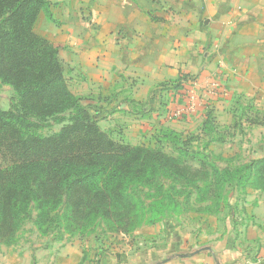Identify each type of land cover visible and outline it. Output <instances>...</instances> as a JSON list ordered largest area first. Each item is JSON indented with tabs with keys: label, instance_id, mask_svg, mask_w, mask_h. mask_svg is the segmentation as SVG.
I'll list each match as a JSON object with an SVG mask.
<instances>
[{
	"label": "crops",
	"instance_id": "1",
	"mask_svg": "<svg viewBox=\"0 0 264 264\" xmlns=\"http://www.w3.org/2000/svg\"><path fill=\"white\" fill-rule=\"evenodd\" d=\"M35 32L59 47L72 93L87 100L100 127L134 145L163 128L179 131L160 102L173 95L159 88L183 74L202 88L222 76L223 92L210 98L211 108L234 122L246 104L264 106V0H49ZM204 117L198 107L186 121L200 125ZM247 205L233 231L210 243L198 241L192 227L182 237L177 228L161 236L159 224L144 225L130 235L133 248L116 244L101 260L264 264V192L256 190ZM85 248L72 243L57 264H85Z\"/></svg>",
	"mask_w": 264,
	"mask_h": 264
},
{
	"label": "trees",
	"instance_id": "2",
	"mask_svg": "<svg viewBox=\"0 0 264 264\" xmlns=\"http://www.w3.org/2000/svg\"><path fill=\"white\" fill-rule=\"evenodd\" d=\"M48 7L49 0H0V80L15 92L10 107H0V243L25 220L55 238L82 236L101 225L129 234L161 221L179 203V186L190 181L201 190L197 181L205 178L196 176L208 165L194 152L193 141L208 136L207 148L223 142L226 133L212 108L196 135L163 128L155 142L134 145L103 130L87 100L72 93L59 47L35 32ZM186 76L162 86L178 88ZM244 118L264 125V112L251 104L243 108ZM240 119L235 123L242 125ZM53 124L60 125L58 131H41ZM196 159L193 174L188 164ZM245 168L238 180L264 192V157Z\"/></svg>",
	"mask_w": 264,
	"mask_h": 264
},
{
	"label": "rangeland",
	"instance_id": "3",
	"mask_svg": "<svg viewBox=\"0 0 264 264\" xmlns=\"http://www.w3.org/2000/svg\"><path fill=\"white\" fill-rule=\"evenodd\" d=\"M69 84L71 86L70 81ZM14 98L13 87L0 80V107L8 109ZM174 98V95L169 100L161 96L160 102L168 106L169 103H173ZM167 101L168 103L165 104ZM258 106L261 107L259 110L264 112V106L261 104ZM166 113L170 116L169 112L166 111ZM214 116L216 121L222 124L220 125L221 132L226 133L224 141L209 143L207 148H204L203 143L209 140L208 136L203 140L201 138L199 144H197V140L193 141L194 152L208 165L206 170L202 171L203 174L196 177L204 176L205 179L197 181L201 190H197L194 186L195 182L191 183L190 181L187 182L188 185L179 186L180 194H177L179 203L175 204L161 221L149 224H159L161 227L159 235L161 236L169 233L171 228L182 230L180 233L182 237L185 234L189 236V227H192L194 232L198 233V241L202 240L205 244L210 243L215 240L217 233L226 234L229 229L233 231L236 218H244V209L248 207L247 204L251 197L256 194V189L250 181L240 182L238 178L245 174V167L248 163L258 157H264V126L250 125L246 118L242 121V125H238L228 116L218 115L216 112H214ZM224 122L229 124V129L223 126ZM174 123H181L182 126L178 130L185 136L196 135L198 131L200 132L202 125L201 123L189 127V122L186 119L177 120ZM59 128V124H53L41 131L47 134L56 132ZM155 134L146 135L145 141L141 139L138 143L155 142L154 137L152 138ZM114 135L116 138H125L119 132ZM164 151L175 156L178 153L170 146H165ZM198 159L188 164L190 172L193 174L195 172L192 168L198 164ZM223 170L228 173L225 172L221 178L220 174ZM223 178H231V180L224 183ZM229 182L233 183L227 188ZM105 230L101 225L95 226L94 229L82 236L64 234L62 238H55L53 235L40 232L33 220H25L8 242L0 243V264H57L61 253L65 252L72 243L80 242L86 246L84 249L85 264H109L102 262L100 254H105L116 244L118 246L131 245L133 237L130 235L134 234L136 230L129 234L108 232L107 230L104 232ZM172 231L174 232L176 229H172ZM133 247L134 244H132ZM94 251H97L95 256Z\"/></svg>",
	"mask_w": 264,
	"mask_h": 264
},
{
	"label": "built area",
	"instance_id": "4",
	"mask_svg": "<svg viewBox=\"0 0 264 264\" xmlns=\"http://www.w3.org/2000/svg\"><path fill=\"white\" fill-rule=\"evenodd\" d=\"M199 80L194 76L183 77L181 85L173 89L172 84L159 88L160 92L171 93L175 96L173 103L165 106V110L176 120H185L198 107H202L204 114L210 108V98L223 92V77L208 82L204 88L200 87ZM168 101L165 103L167 104ZM169 109V111H168Z\"/></svg>",
	"mask_w": 264,
	"mask_h": 264
}]
</instances>
